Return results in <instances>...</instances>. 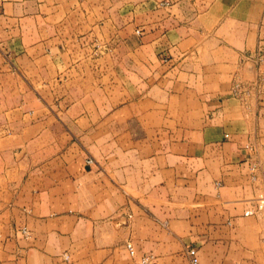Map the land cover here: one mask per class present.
I'll list each match as a JSON object with an SVG mask.
<instances>
[{"label":"crops","instance_id":"1","mask_svg":"<svg viewBox=\"0 0 264 264\" xmlns=\"http://www.w3.org/2000/svg\"><path fill=\"white\" fill-rule=\"evenodd\" d=\"M160 1L0 0V264H264V0Z\"/></svg>","mask_w":264,"mask_h":264},{"label":"built area","instance_id":"2","mask_svg":"<svg viewBox=\"0 0 264 264\" xmlns=\"http://www.w3.org/2000/svg\"><path fill=\"white\" fill-rule=\"evenodd\" d=\"M159 5L167 6L169 5V1L164 0L160 1ZM137 33H139V30H136ZM255 61L260 65L264 61V57L262 55H258L255 58ZM264 90V72L259 73L257 78L253 81L244 82L240 80H234L230 87V95L232 97H235L239 100V102L244 106L247 107L250 104V100L257 99ZM226 137L228 134L225 135ZM247 149L252 150L253 146L250 144H247L245 146ZM88 162H92V159H87ZM259 164L255 161H252L248 165V178L252 183H256L259 180ZM217 186L220 185V183L216 184ZM262 186H263V192L260 194L255 200L257 205L261 206L264 204V179H262ZM258 206V207H259ZM258 209V208H257ZM256 209V210H257ZM253 209L245 211V215L253 214ZM21 234L25 237L29 236V231L26 227H22L19 230ZM125 249L130 257H136L137 256V250L134 246V244L131 241H126ZM62 260L65 264H74V262L71 260L70 256L67 253H64L62 255ZM154 262V256L149 253H143L138 256V263L137 264H153ZM198 254L197 249L195 247H188L185 249V261L183 264H198Z\"/></svg>","mask_w":264,"mask_h":264}]
</instances>
